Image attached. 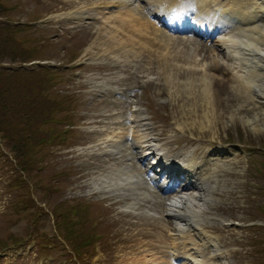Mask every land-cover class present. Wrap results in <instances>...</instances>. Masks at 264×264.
Masks as SVG:
<instances>
[{"label": "rangeland", "instance_id": "374dc122", "mask_svg": "<svg viewBox=\"0 0 264 264\" xmlns=\"http://www.w3.org/2000/svg\"><path fill=\"white\" fill-rule=\"evenodd\" d=\"M0 1L3 2L6 7L5 10L1 9L3 13L0 15V17H7L9 20L38 19L37 22H33V25L26 26L28 31L22 32V38L21 34L18 35V37L16 36L17 38L13 36L14 34H12L10 40H7L4 46L6 49L8 48V53H2L5 51V49H1L0 56L4 55L5 57H9L1 60V65H5L9 60L15 59L12 55L19 52H11L14 50H19L20 48L23 49L22 55L28 56L29 58L33 57L40 58V60H54L56 62H64L74 58L79 59L83 55L86 48L91 46L92 43H95L96 39L99 37V33L100 38L105 35V29L107 28L112 29L116 33V41L118 42V44L115 42L116 47H119V45L125 48L128 47L130 54H134L135 49L136 51L143 53L142 56H139L135 59L137 60L136 63L125 64L126 67L122 69L123 71L131 73L132 69L135 67L134 65L137 64L140 66L138 75H144L145 78L149 79V84L151 85L153 91L150 92L148 97L146 94H144L142 98H140V101L141 99H145L146 102L149 98V101L153 102V100L156 99L158 105L161 107H169L170 109L167 113L170 114L171 118L169 123L172 127L171 130H176L177 128V130H179L183 136H186L185 139L190 143L200 140L206 142L207 144H212L216 141V143L226 146L225 148L228 150H238L239 152V162L235 163L234 165L232 164V168L227 170L224 184L219 189V191H217V196H215L212 201H209L210 210L222 212L223 215L229 218L228 220H232L231 218H233V220L235 219L238 222H241L242 225L252 221L253 223L262 222L264 224V190L260 189V192L257 191L259 188H255L256 179L253 176L255 171H257L256 169H258L259 172H262L261 176L264 180V130L259 133H253L249 126L245 125L241 121H229L230 115H228V113L234 106L240 103L237 93L231 87V77L228 78L227 75L223 74H221V76L219 74L217 75L218 77L222 78H218L219 80L217 81V87L215 86L217 89V94H219V98L222 100V102L219 101L218 107L220 110L225 111V115L222 114V117H220L221 120H218V124L214 129L216 135H212L213 128L209 129V126H205V128L201 126V129H199L193 124H189L184 130H181L177 127L176 122L177 120L181 119L186 112L191 110L189 108L188 110H185L187 107L185 109L181 107V103L183 102L182 100H179V103L175 100H171L168 93V86H166L164 83L165 81L158 79L159 77L157 74L158 70L156 65L159 58L154 53H159L161 50L158 48L159 45H155L154 40L147 38V43L153 47V49H151L150 47L147 48L143 45L145 40L141 43L137 39L132 41V39L126 37V32H124L122 29H118L115 26L122 25L120 18L116 16V14H110V17L107 20H104L101 24L98 23L83 26L81 28L82 30L78 31V35L75 39L69 38L71 34H74L75 30L69 26L64 28L62 26V24L67 23L64 22L66 19H63L59 22L57 20L55 22L50 21L52 24H46L45 27H43L42 24L46 23L45 21H47V15L57 12L69 11L70 9L76 8V6H87L94 0ZM136 34L139 35L138 33ZM52 35L55 38L58 36L60 37L58 39H53ZM50 36L52 40L50 39ZM45 39L50 41L45 42ZM123 39H125L127 43H122L121 40ZM21 40H23L26 44H24ZM111 42L112 43L110 44H114V39L111 40ZM175 42V46H183L184 52L181 53H185L187 56H192L191 51L197 47L196 44H189L177 40ZM140 48L143 49L141 50ZM175 51L180 53L179 49L175 48ZM181 53L179 58L183 60L182 65L190 63L192 66H197L196 59L194 60L193 57L186 58ZM200 53L203 54L204 51H201ZM196 54L198 53L195 52L194 55ZM133 57L134 56H131V58ZM210 60L211 58L209 57V61ZM233 64L234 62H232V65ZM226 67H229V64H227ZM92 69L93 67L84 68L85 71ZM70 75L73 76V78H71L69 83L65 82L64 76L61 74L55 76V78L50 82H46L44 79H36L35 76H31L26 79H23L22 77L13 79L9 75L8 71L0 68V89L2 87L5 88V92L7 94H13L14 92L17 94V97L12 96L10 99L6 100L5 103H2L0 98V244H10L19 239L20 236L25 237L27 235V229L30 226L32 216L30 210L17 205V201H25L24 197L21 195V191H24L25 187L22 186V181L19 178L14 179L16 176L15 171L17 170L15 163H17V160L19 159L16 160L14 158L15 156L11 153L13 151L15 154L18 153V150H12L14 148V141H12V139L26 128L25 125L29 121L40 120L42 117H44V113H39L36 108L35 110H30L28 108L30 104L34 103L37 93L41 92L43 88H45L44 93L51 100H54L58 103L56 111L53 113L54 120L48 122L46 126L50 128H57V130L62 129L66 131L67 128H65L64 125L69 126L71 121L64 117V115L67 113L65 108L67 101L64 99V93L69 91V93L72 94L76 89L74 85L78 81L77 78H74L76 75L72 73ZM154 75H157L158 78ZM218 88H220V90H218ZM194 96L195 98L185 97L183 100L185 99V101H187L191 99L192 101H195L193 102L195 104L194 106L198 107L200 105V96ZM15 102H17V104L14 105ZM140 103L143 104L142 102ZM7 105H9L8 108L5 107ZM35 105L36 104H33V107H35ZM192 109L194 108L192 107ZM25 113H27V117L24 115ZM55 123L57 125H55ZM42 133H44V131L40 132V134ZM177 138L179 139L177 140L179 143L180 140H184L180 139V136ZM181 145H183V143ZM167 147H170V145L168 144ZM1 151L4 153L1 154ZM6 151H9V153L6 154ZM22 154L25 155L24 153ZM69 156H71L70 152L62 154L61 157L47 155L46 162V159L42 158L41 154H38L34 160L35 169H38L41 172L39 178L43 184L49 186L47 196L51 197L55 202H58L66 197V191L69 190V187L72 183L74 176L73 171H71L72 174L66 178V188L63 186H58L59 184H57L55 187L52 186V182L60 177V172L72 164ZM198 156H201V154H198ZM250 156H252L251 161H249ZM24 161L30 162L31 159L24 158ZM46 163L47 166L43 167V171L40 170V167ZM263 180H261L259 185H264ZM36 185L38 187L40 186V184L37 182ZM143 191H146V188H144ZM149 198L153 197L151 196ZM251 199H254V201ZM138 201H140V198ZM139 205V214L141 211L140 209L146 207L149 210L142 217H137L134 214H128L126 212L118 215L116 227L119 230H117L113 236L115 247H119L122 250H127L130 240L128 235L134 237L138 236V228H129V226L137 221H139L138 223H142L144 225L149 224L151 217L153 218L156 229L151 230L150 225L149 228H144L140 234H145L146 237L155 242L156 247H163L165 245L166 241L164 238V232L161 229V221L158 220V215L160 212L157 201L154 199V202L149 201L145 205H142L140 201ZM123 206L124 203L119 202L117 204V207ZM118 209L119 208H115L116 214L118 213ZM129 209H131L130 206L125 207L126 211H129ZM115 216V214H111L110 216H100V225L107 224L109 221H112ZM218 226L220 227L216 229L217 231H214L216 232L215 234L218 233L217 240L220 241L222 248L221 251L224 255H226L224 256V259L228 261V264H264V250L261 251L259 249H264V242L258 246L259 248L255 249L254 243L250 240H246L247 238L249 239L252 234H254L255 230L252 228L258 229V225L250 227H236L232 229H226L221 224H218ZM41 229L49 231L51 230V226L47 223L46 225H42ZM262 229L264 230V228ZM111 232L101 231L98 233L99 237L95 236V234L91 236L93 237V241H91L87 246H84L83 251H85V253H90L94 248H96L97 253L92 259L86 260L87 264H99L103 257H107L106 264H111V257H114L116 254L114 255L112 251L104 253L106 246L109 243L108 239L112 235ZM57 245L58 244L56 243V246ZM37 248V246L34 248L28 246L20 250H14L12 252L16 254H24L26 256H35ZM207 252L205 253L206 260H209L213 264H220L218 261H213L210 259ZM56 253L58 259H60L58 264H83L77 258L75 259L72 256L73 254L71 250H64L60 258L59 256L62 252L57 250ZM30 259L31 257H25L21 259V262L22 264H27ZM163 260L166 261L165 257ZM112 264H118V258H115L114 263Z\"/></svg>", "mask_w": 264, "mask_h": 264}, {"label": "bare ground", "instance_id": "6f19581e", "mask_svg": "<svg viewBox=\"0 0 264 264\" xmlns=\"http://www.w3.org/2000/svg\"><path fill=\"white\" fill-rule=\"evenodd\" d=\"M127 1L128 0H112L111 3H125L123 6H126ZM131 1L133 0H129V2L132 4ZM201 1L205 2L209 0ZM229 1L235 7V10L242 13L246 19L243 8L237 7L234 4V0ZM238 1L249 4V7L253 12V16L251 19H248V22L244 26L236 28L238 31L231 33L228 38L223 40L225 44L224 46L227 49V54H224L223 52L224 49L221 47L223 45H218V49L213 50L210 53L213 54L211 61H208L207 58H204L200 60V62L197 64V67L195 66L196 68L186 67L189 66V64H183L180 66L178 64V53L172 49V46L170 47L169 39L166 38H164V40L165 42H168L167 48L162 53H158V57L163 59V61L158 63V71L163 75V81L166 80L164 83L166 86H168L170 99L175 100L178 103L179 100H182L183 102L181 103V107L183 109L187 107L185 110H188V108L191 110L184 114L186 115V120L190 121L192 119L191 124H193L195 127H198L199 129H201V126L203 128H205V126H209V129L213 128L212 135H216L214 129L218 124V120H221L220 117H222V114L225 115V111L220 110L218 107L219 101L222 102V100L219 98V94H217V89L215 88V86L217 87V81L220 77L217 75L211 76L209 74L212 69H223L224 73L227 72L226 66L218 58L219 56H223L226 60L231 59L234 56L237 60L235 74L231 77V87L237 93L240 103L234 106L228 113V115H230L229 121H241L245 125H248L253 133H259L264 130V0H258V2L254 0ZM212 7L214 8L215 4H213ZM132 9L128 10L124 15H116L120 18L122 25L115 26L118 29L124 30V32H126V37H129V39L133 40L136 37V33L144 35H157L159 32H162L155 29V32L152 31L151 26L153 25L150 23V21L146 17L140 16L136 12L132 11ZM69 14H73L75 17L79 18L89 17V15H85L83 11H76ZM128 28H130L132 31L127 32L126 30ZM107 29L108 30L105 31V35L100 38L102 45L94 43L87 47L84 53L89 51L92 52L97 48H101L104 50V52L106 51L111 54L114 53L115 56L122 53L126 59L130 60L132 54H130V51H128V47L116 48V33L112 29ZM113 39L114 44H110L112 43L111 40ZM125 39L121 40L122 43H127ZM133 55V59H136L137 57L142 56L143 53L136 51L135 49V53ZM204 56H206V54ZM93 62H97V59H93ZM168 63H171V65ZM172 65L175 66L173 67ZM218 90H220V88H218ZM194 95L201 97L199 103L200 105L198 107L194 106L195 104L193 102L195 101H192L191 99L187 101H185V99L183 100L185 97L195 98ZM188 106H192L194 109ZM184 126H187V124L184 123L179 125V127ZM228 159H232V157H228ZM224 168L225 170L228 169L226 166H224ZM125 171L126 172L124 174L134 173L129 169H125ZM209 172L212 174L208 177V188L193 193L190 195V197L187 196L190 198V211L201 218H203L205 215L204 213L209 210V201H212V199L215 197V193L219 191L218 179H216L215 182L212 181L210 183L211 178L214 177L213 174L216 172L215 169L213 168V170ZM112 179L115 180L118 179V177L113 175ZM138 182L139 179L136 177L128 178V183L134 186L131 187L132 189L135 187L138 188L140 186V184H137ZM179 201L184 203L186 202V199L179 195L175 196L171 200L173 203L170 205V209L174 210V202ZM182 211H186L185 208H182ZM190 211H186L185 213Z\"/></svg>", "mask_w": 264, "mask_h": 264}, {"label": "trees", "instance_id": "16d2710c", "mask_svg": "<svg viewBox=\"0 0 264 264\" xmlns=\"http://www.w3.org/2000/svg\"><path fill=\"white\" fill-rule=\"evenodd\" d=\"M3 8L5 9V6H4L3 2L0 1V15L3 13V12L1 11V9H3ZM0 28H2V27H0ZM6 30H7L8 33L13 32L12 29H11L10 27H7ZM1 31H4V29L2 28ZM0 45H2V46L5 45V44H4V39H2V38H0ZM19 50H23V49L20 48ZM20 52H21V51H20ZM20 55H21V54H19L18 57H19Z\"/></svg>", "mask_w": 264, "mask_h": 264}]
</instances>
